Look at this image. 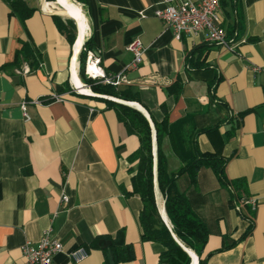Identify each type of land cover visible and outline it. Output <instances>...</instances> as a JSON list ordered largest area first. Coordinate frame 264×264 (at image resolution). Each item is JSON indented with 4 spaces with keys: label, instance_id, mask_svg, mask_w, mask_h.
<instances>
[{
    "label": "crops",
    "instance_id": "crops-1",
    "mask_svg": "<svg viewBox=\"0 0 264 264\" xmlns=\"http://www.w3.org/2000/svg\"><path fill=\"white\" fill-rule=\"evenodd\" d=\"M160 1L88 0L85 6L83 41L90 37L106 75H124L118 87L137 93L138 101H124L94 93L79 79L81 46L76 53L77 40L70 45L57 30L51 18L57 13L29 4L34 11L24 21L26 33L0 0V264H20V246L44 231L62 245L55 264H102L101 249L90 245L119 229L133 258L118 264H161L162 246L140 238L139 196L125 193L136 163L128 156L138 139L102 98L128 103L146 118L154 176L153 121L164 112L169 134L160 146L168 171L197 152L223 159L225 183L208 167L197 170L194 184L175 176L206 227L201 254L210 252L207 264H264V0H224L220 14L231 51L203 34L173 37L152 15ZM184 1L195 0L172 4ZM133 39L142 53L132 64L125 46ZM20 40L35 48L37 64L3 68ZM22 67L28 72L17 73ZM174 79L181 87L177 97L165 92ZM54 95L63 99L29 102ZM153 195L157 211L158 199L164 211L155 178ZM242 195L254 200L253 208L240 202ZM78 246L87 255L72 262L68 252Z\"/></svg>",
    "mask_w": 264,
    "mask_h": 264
},
{
    "label": "trees",
    "instance_id": "trees-1",
    "mask_svg": "<svg viewBox=\"0 0 264 264\" xmlns=\"http://www.w3.org/2000/svg\"><path fill=\"white\" fill-rule=\"evenodd\" d=\"M8 6V15L17 18L23 30L24 21L28 18L34 8L26 0H4ZM52 1V0H44ZM60 1V0H58ZM81 4L78 9L83 13L88 0H74ZM62 2V1H61ZM224 0H219L220 7ZM83 10V11H82ZM84 14V13H83ZM51 18L57 30L65 37L71 45L75 37V25L67 18L63 21L58 14H51ZM232 32V31H230ZM27 33V32H26ZM92 47L90 37L85 39L78 53V77L87 84L92 92L118 98L124 101H138L135 91L128 87H118L111 84L94 81L84 74L85 50ZM35 48L28 40H20V47L13 53L12 60L2 67H18L21 62H26L31 68L37 64ZM67 87V85H66ZM180 83L174 79L172 83L165 87L167 94L174 97L180 92ZM106 107L113 108L117 119L123 124L129 134H134L138 139V147L129 156V161H136L134 172L130 175V190L125 193L137 194L141 201V209L138 213V224L140 228V238L142 240L153 241L162 246V251L158 255V262L161 264H189L188 255L174 241L167 227L160 219L155 205L152 188V155L150 128L146 118L137 109L128 105L114 102L108 99H101ZM163 109V106L161 105ZM155 142H156V184L163 195V208L169 220L170 229L177 240L185 247L190 248L197 256V264H207V255L203 256L201 250L207 236L205 225L192 211L184 193L179 190L175 183V176L184 174L188 177L189 183L194 184L197 170L200 167H208L213 170L218 180L225 183L223 175V159L211 153H195L188 158L183 165L175 171L167 170L166 158L161 150L162 138L169 134L166 123L165 112L159 122L153 121ZM205 131L207 129H204ZM248 231V230H247ZM246 232L241 235L244 236ZM110 241L106 247H100L96 238L91 247L100 248L102 251V264H118L129 261L133 258L132 245L124 241L123 230L116 231L113 237H101ZM235 241L223 244L217 250L230 247Z\"/></svg>",
    "mask_w": 264,
    "mask_h": 264
},
{
    "label": "built area",
    "instance_id": "built-area-1",
    "mask_svg": "<svg viewBox=\"0 0 264 264\" xmlns=\"http://www.w3.org/2000/svg\"><path fill=\"white\" fill-rule=\"evenodd\" d=\"M173 0H161V6L155 7L152 15L159 19L165 26L171 29L172 35L179 38L181 34L197 35L203 34L206 41L221 45L231 51L232 44L226 39L222 26L219 0H195L184 1L172 4ZM142 16V12L140 13ZM125 49L132 54V64L140 61L142 45L139 40L133 39L125 46ZM84 74L86 77L102 83L117 86L121 81H125L122 73L106 75L99 65L98 52L94 49L85 50ZM17 73H27L28 69L22 67L16 70ZM61 95L53 97L39 98L29 101L34 104H42L52 100L61 101ZM22 114L27 118L25 112V102L20 104ZM66 195L60 196V203L64 204ZM241 203L250 204L254 207V200L242 195ZM62 249L61 243L50 237L48 231H44L35 242L25 241L20 246L22 262L20 264H55L53 256ZM87 255L84 247L78 246L68 252V257L72 262H78ZM16 264V263H10Z\"/></svg>",
    "mask_w": 264,
    "mask_h": 264
},
{
    "label": "bare ground",
    "instance_id": "bare-ground-1",
    "mask_svg": "<svg viewBox=\"0 0 264 264\" xmlns=\"http://www.w3.org/2000/svg\"><path fill=\"white\" fill-rule=\"evenodd\" d=\"M60 1H62L60 3L63 4V7H60L58 5V3H56V2L44 1V0L41 2V5L46 10L51 11L50 9L54 8V9L57 10V11H54L55 13H57L59 15L66 16V17H68L71 20H72V18L76 20V23H77V26H78V35H77V37L75 39V41L77 40V42H76V53H77V51L79 50V48H80V46L82 44V41H83V39L85 37V33H86V18H85V15L77 8L75 1L74 2L70 1L71 3H67L66 0H60ZM130 105H133V104H130ZM158 205H159V213H160L162 219L164 220L166 225L168 227H170L171 223H169V220H168V218L166 216V213H165V211H163V209H162V207L160 205L159 199H158ZM183 247L187 250V252L189 253V255L191 257V264H197V258H196L195 253L190 248H187L185 246H183Z\"/></svg>",
    "mask_w": 264,
    "mask_h": 264
},
{
    "label": "water",
    "instance_id": "water-1",
    "mask_svg": "<svg viewBox=\"0 0 264 264\" xmlns=\"http://www.w3.org/2000/svg\"><path fill=\"white\" fill-rule=\"evenodd\" d=\"M56 3H58L61 7H63V5L58 1V0H54ZM68 18V17H67ZM72 21H73V23H74V25H75V38H74V40L76 39V37H77V35H78V26H77V23H76V20L75 19H73L72 18ZM107 96V95H106ZM102 99H106V98H102ZM108 100H110V99H108ZM112 101V100H111ZM114 102H117V101H114ZM118 103H122V102H118ZM122 104H125V105H128V104H126V103H122ZM129 106V105H128ZM131 107V106H130ZM148 123V122H147ZM149 126V125H148ZM150 139H151V135H150ZM156 169V168H155ZM155 176H156V172H155ZM154 175H153V173H152V188H153V179L155 178L156 179V177H155ZM158 212V211H157ZM158 215H159V217H160V219L162 220V222L164 223V225L167 227V229H168V231L170 232V235L172 236V238L174 239V241L180 246V248L188 255V257H189V264H191V257H190V255H189V253L187 252V250L181 245V243L177 240V238L174 236V234L172 233V231H171V229H170V227H168L167 225H166V223L164 222V220L162 219V217H161V215L159 214V212H158ZM98 244L103 248V247H106V246H108L109 244H110V241L109 240H105V239H101V240H99L98 241ZM196 258H197V256H196Z\"/></svg>",
    "mask_w": 264,
    "mask_h": 264
},
{
    "label": "rangeland",
    "instance_id": "rangeland-1",
    "mask_svg": "<svg viewBox=\"0 0 264 264\" xmlns=\"http://www.w3.org/2000/svg\"><path fill=\"white\" fill-rule=\"evenodd\" d=\"M27 1V3L28 4H38V3H41L43 0H26ZM53 2H55L54 0H52ZM70 1H73L74 2V0H66V2L67 3H71ZM59 2H61V1H59ZM76 2V1H75ZM76 3H78V2H76ZM59 5V4H58ZM63 5V4H62ZM80 6V8H82L81 7V4L80 3H78L76 6ZM60 6V5H59ZM61 7V6H60ZM78 8V7H77ZM51 11H57L56 9H54V8H51L50 9ZM83 11V10H82ZM83 13H84V11H83ZM59 15V14H58ZM60 17H61V19L63 20V21H66L67 20V18H66V16H63V15H60ZM164 200V199H163Z\"/></svg>",
    "mask_w": 264,
    "mask_h": 264
}]
</instances>
